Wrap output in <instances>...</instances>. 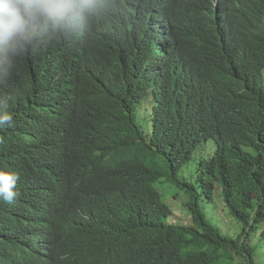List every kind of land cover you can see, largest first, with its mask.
<instances>
[{
	"label": "trees",
	"instance_id": "16d2710c",
	"mask_svg": "<svg viewBox=\"0 0 264 264\" xmlns=\"http://www.w3.org/2000/svg\"><path fill=\"white\" fill-rule=\"evenodd\" d=\"M199 10L206 16L208 3ZM217 14L211 66L204 73L188 69V80L196 84L177 92L128 78L103 30L75 22L82 40L59 56L73 59L62 70L71 72L76 63V77L54 108L56 119L30 114L18 103L24 88L3 78L24 72L46 83L49 65L53 79L60 67L38 52L47 47L46 30L7 49L12 59L0 66V110L13 113L14 127L0 130V151L14 163L4 165L60 158L68 171L46 222L42 210L27 206L14 220L0 221V235L12 237H0V248L52 253L37 264H57L58 253L66 264L83 261L76 251L56 249L60 231L53 227L63 206L80 202L72 220L92 233V249L107 254L99 264H264V0H220ZM7 60L0 56V63ZM150 91L154 105L146 113L141 107ZM181 91L187 104L176 97ZM210 139L215 150L204 148L210 157L200 159L189 181L181 170ZM163 184L177 189L174 198L184 196L179 206L187 223L173 220ZM221 199L240 224L235 235L211 219Z\"/></svg>",
	"mask_w": 264,
	"mask_h": 264
},
{
	"label": "clouds",
	"instance_id": "9594fccd",
	"mask_svg": "<svg viewBox=\"0 0 264 264\" xmlns=\"http://www.w3.org/2000/svg\"><path fill=\"white\" fill-rule=\"evenodd\" d=\"M219 2L220 0H0V54L8 58L0 66L6 67L12 59L7 49L22 47L46 30L47 47L40 48L38 52L47 59H54L60 67H56L53 79L49 80L48 65L46 83L35 82L31 76L25 78L24 72L23 75L4 73L3 78L13 79L24 88L18 103L30 114L56 119L60 113L54 108L70 91L74 83L72 79L76 77V63L73 71H63L66 67H72L73 59L62 58L59 54L71 51L81 42V35L73 25L77 22L92 24L103 30L110 45L120 53L119 63L128 78L141 84L171 86L177 92L196 84L188 80V69L204 73L212 64L217 48L210 45V40L220 23L217 14ZM206 3L210 11L204 16L199 7ZM52 47L59 51L53 52ZM18 70H23V67ZM44 88L46 89L42 94ZM184 92L177 93L176 97L187 104ZM143 101L141 111L151 113V106L154 105L151 91ZM19 121L26 126V130L33 131L24 118L19 117ZM12 127L13 113L0 110V130ZM6 162L14 163L12 156L2 150L0 221L14 220L27 206L28 209L42 210L41 217L46 222L50 213L48 205L64 192V179L68 171L64 166L67 161L38 157L28 164L10 165L11 167L5 166ZM69 176L72 175L69 173ZM79 205L80 202L63 206V211L55 218L53 227L60 231L56 249L78 252L83 261L73 264H99L107 254L101 253L99 249H92V233H83L82 226L72 220L74 209ZM0 237L12 238L4 235ZM51 255L52 253L32 256L29 250L1 247L0 264H37ZM57 256V264H66L64 254L58 253Z\"/></svg>",
	"mask_w": 264,
	"mask_h": 264
},
{
	"label": "rangeland",
	"instance_id": "374dc122",
	"mask_svg": "<svg viewBox=\"0 0 264 264\" xmlns=\"http://www.w3.org/2000/svg\"><path fill=\"white\" fill-rule=\"evenodd\" d=\"M213 146L215 150V141L213 139H210L206 143H202L194 152L193 158L183 166L181 172L184 175L185 178H187L189 181H194L197 176V166L202 157H210L207 155V152L204 151V148L206 146ZM211 153V152H210ZM160 191L163 193V197L165 201L171 206L173 209V215L175 218L173 220L180 219L184 223H187L189 220V217L187 213L181 209L179 206L180 201L184 198L183 195L180 194V196L174 198L173 193L177 191L174 187L171 185H165L163 184ZM222 200V199H221ZM211 219L214 221V223L217 224V226H220L223 232L228 233L230 235H235L238 233L241 229L236 221V223L232 220L233 218L228 215L227 209L224 207V202L222 200V203L219 205L214 206V209L212 210V213H210Z\"/></svg>",
	"mask_w": 264,
	"mask_h": 264
}]
</instances>
